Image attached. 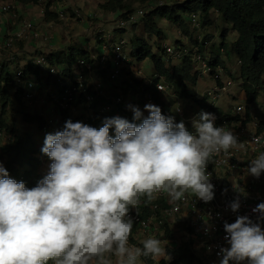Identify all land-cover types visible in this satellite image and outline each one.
Masks as SVG:
<instances>
[{"label":"clouds","instance_id":"9594fccd","mask_svg":"<svg viewBox=\"0 0 264 264\" xmlns=\"http://www.w3.org/2000/svg\"><path fill=\"white\" fill-rule=\"evenodd\" d=\"M129 108L133 121L140 123L115 116L96 128L68 119L63 130L46 134L41 152L51 163L35 187L10 178L0 162V264H141L142 257L170 259L154 237L141 241L142 247L130 245V209L142 198L151 202L160 194L173 204L188 193L212 201L210 158L245 144L232 131L216 126L212 113L202 111L193 118L192 131L156 105L144 106L147 117L138 107ZM260 142L253 138L252 143ZM247 172L260 178L264 152L250 161ZM240 207L239 197L228 204L233 213ZM251 211L258 214L255 221L238 215L234 222H224L228 247L218 252L220 264H264V202Z\"/></svg>","mask_w":264,"mask_h":264},{"label":"built area","instance_id":"2783aa9c","mask_svg":"<svg viewBox=\"0 0 264 264\" xmlns=\"http://www.w3.org/2000/svg\"><path fill=\"white\" fill-rule=\"evenodd\" d=\"M20 9L21 6L15 0H0V55L14 66L10 84L14 89L22 90L21 100L27 106H32L35 94L39 91L43 92L40 101L43 103L50 100L51 110L66 109L73 118L88 125L90 118L95 115L119 116L130 122L140 123L141 121H133V112L129 105L138 107L143 116L147 117L149 113L144 106H157L159 99L165 103L162 113L165 116H174L176 122L183 120L189 130L194 131L191 121L204 111L215 115L216 126L232 131L245 144L243 149L232 148L227 153L221 152L210 158L207 172L210 173V180L214 185L215 195L212 201L205 203L194 194L188 193L183 200L173 204L166 194H160L151 202L142 198L138 207L130 209L129 212L134 221L129 237L130 245L142 247L141 241L151 236L161 240L162 246L167 250L177 236H181L183 240L179 241L189 240L192 243L191 251L195 255L193 264H220L221 257L218 252L221 247H228L224 239V222L232 223L238 215H248L255 221L258 214L251 209L264 202V173L257 179L247 172L250 161L264 152V116L252 112L247 115L245 101L232 106L229 112L219 105L220 98L227 95L236 84L232 72L210 63L203 54L206 45L188 44L187 36L180 30L177 38L180 42L175 40V46L162 44V52L168 60L180 62L188 56L199 76H208L211 79L212 85L209 88L201 93L196 92L198 99L207 97V106L187 114L184 99L177 95L174 86L155 70L149 75L144 73L131 53L128 40L121 36L115 37V30L120 31L129 24L132 26L140 22L143 9L133 12L127 19H117L111 29L100 26L97 29L100 43L93 41L86 45L88 58H78L69 70L65 69V65L61 67L49 62L44 54H30L25 60L18 57V52L12 51L19 41L23 42L28 37L52 38L39 32L33 20L20 19V11H23ZM59 9L55 5L50 11L59 14ZM61 17L64 18L63 15ZM190 19L191 28L200 27V20L195 14H191ZM196 37L200 42V34ZM28 60L39 68L37 77L24 76L22 66ZM236 64L239 65L240 61H236ZM101 69L105 72L103 75ZM47 77L49 82L45 80ZM42 81L46 84L43 85ZM50 83L53 87L47 91L46 87ZM214 108L224 110L225 116L219 121ZM101 126L98 124L96 128ZM254 137L261 138L260 144L252 143ZM0 141V149L12 141V136L2 127ZM1 159L2 157L0 161ZM48 171L49 168H42L41 174L45 176ZM17 181H21V176ZM236 197H239L241 207L238 212L233 213L228 204ZM168 230L172 232V236L167 235ZM111 258L115 261L114 256ZM168 261L161 259L157 262L150 257L141 258V264H163ZM48 264L54 262L49 261Z\"/></svg>","mask_w":264,"mask_h":264},{"label":"trees","instance_id":"16d2710c","mask_svg":"<svg viewBox=\"0 0 264 264\" xmlns=\"http://www.w3.org/2000/svg\"><path fill=\"white\" fill-rule=\"evenodd\" d=\"M21 9L23 6L36 5L40 0H15ZM100 8L107 13L116 14L117 19H127L130 14L143 9L144 14L139 23L143 25V31L147 37L155 36L157 40L150 41L143 36L135 37L131 40V53L138 62L149 57L152 60L154 70L166 81L174 86L177 95L181 99H193L198 103L199 108L207 106V97L196 98L193 88L196 85L199 74L193 69V64L188 56H185L180 62L170 63L168 58L162 52L163 47L160 38L164 37V32L159 25L160 19H165L178 26L182 34L187 36L189 44L206 45L212 35H201L199 28L207 24H212L213 14H219L226 22L231 23V31L236 33L234 40L230 42L229 50L219 48V50L206 45V55L212 64H218L224 67L230 60V54L235 56V61H240L238 65L239 77L242 82L239 88L245 94V103L247 115H250L249 106L255 102L260 91L264 90V0H104L100 3ZM24 12L20 11V18ZM73 15V13H71ZM195 14L200 20V27L191 28L190 15ZM187 16V17H186ZM43 20L46 22H57L58 14L44 9ZM97 21V20H96ZM135 28L136 23L132 24ZM120 31H124L121 29ZM228 29L225 27L221 32L222 39L226 36ZM200 34L201 40L197 41V35ZM177 42H180L177 40ZM96 43L98 33L96 34ZM19 41L17 46L21 47ZM89 43H86L88 45ZM225 42L222 40L221 45ZM83 47H75L70 41L64 48L48 49V51L37 50L35 53L44 54L47 60L57 66H67L70 69L76 60L80 57L88 58L89 54ZM155 46V49L153 48ZM189 47V46H188ZM136 48V49H135ZM203 51V48H200ZM43 52V53H42ZM221 54H224L223 58ZM11 62L3 60L0 63V127L4 128L12 136V141L1 147V153L7 155L8 159L3 163L9 176H21V181L25 186L35 187L44 176L41 174L42 168H45L47 156L42 154L41 148L44 142L36 140L32 133L26 131H17L14 126H9L7 122V113L9 106L18 105L21 108V119L24 124L35 125L42 130L46 127L44 117L35 111L30 112L23 100H21L22 90L14 89L11 86L13 71L10 70ZM25 77L29 75L38 76L39 68L26 61L22 66ZM227 72H229L227 70ZM232 78H235L232 76ZM42 80V78H41ZM49 82V78H45ZM44 80V81H45ZM42 81V84H46ZM164 101L157 99V106L162 109ZM56 115L57 131L64 128L68 119L77 122L66 109H53ZM217 120H221L225 115L219 108H214ZM163 114V113H162ZM111 115L98 116L90 118V126L97 127L103 124L105 118H111ZM46 132V131H44ZM167 235L172 236L169 230ZM176 243V244H175ZM175 244V245H173ZM167 247V253L170 256L168 262L163 264H193L195 255L191 251V241H176Z\"/></svg>","mask_w":264,"mask_h":264},{"label":"rangeland","instance_id":"374dc122","mask_svg":"<svg viewBox=\"0 0 264 264\" xmlns=\"http://www.w3.org/2000/svg\"><path fill=\"white\" fill-rule=\"evenodd\" d=\"M103 1L102 0H40L36 5H29L27 7L23 6L24 8L23 11L26 14H24V16L22 15L20 19H25L27 21L33 20L35 26L38 27L39 32H41L44 36H50L53 34L54 37L52 39L51 38L44 39L43 36L28 37L22 42L21 47L23 49L25 48V51L27 50L29 52H32L33 50H35V47L36 49L40 47V45H37L38 42H43L41 46L42 48L46 49L45 47L51 43H52L51 46L54 45L58 46V44L64 43L65 41L66 43H68V41L69 42L72 41L75 47L80 48L83 47L84 44L86 45V41L87 42L96 41L97 29L100 26L106 29L108 28L111 29L112 27L115 26V23L117 21L116 14L104 12L100 8L99 5ZM55 5L57 6V8H60L59 14L57 13L58 19L60 20H58L57 22L54 21L46 22L45 20H43L44 9L48 8L49 10L50 9L52 10V7L54 8ZM71 13H73V15ZM61 15H63L64 18L61 17ZM211 17L214 20L212 24L210 23L203 26L202 28H199L200 29L199 32L201 33V35H206V34L212 35L210 41H207L206 44L208 46V49H210V47L213 46L217 50H219L220 47L225 48V50H229L230 42L236 36V33L234 31H231L230 29L231 23L223 21L222 17L217 14H213ZM159 25L161 26L163 32L165 33L164 37L160 38L161 39L160 42L162 44H171L175 46L177 43L175 42V39L179 37V33H180L178 26L170 23L165 19H160ZM223 26L228 29V32L224 37V39H222L221 36ZM119 36L128 40L130 45H131V40L138 36L146 37L151 42L157 40L155 36L147 37V35L143 31L142 23L139 22L136 23L135 28L133 27V25L131 26L129 24L126 27V29H124V31L115 30V37H119ZM220 39L224 40L225 42L224 45H221L219 43ZM212 43L213 45L211 46ZM19 48H20L19 46H16L12 51L18 52ZM153 48L155 49V46H153ZM33 52L32 54H37ZM5 53L7 54V52ZM20 54L21 53L19 51L18 57L25 59L24 56ZM223 56L225 55L221 54L222 58ZM2 59L5 60L6 58H2L0 55V61ZM6 62L8 61L6 60ZM169 62L174 63L175 60L169 59ZM138 66L141 67L144 70V73L148 75L151 74L154 70L152 60L149 57L140 61L138 63ZM230 66H233L234 69H236L237 67L238 70V66L235 65L234 57L233 60L230 62ZM226 68L229 72L232 69L228 67V65H226ZM10 70L11 71L14 70V66L12 65V63L10 64ZM209 81H211V79L208 76H203V75L199 76L196 85L193 88L194 89L193 93L194 91L196 93V90L198 89L200 91L204 89V87L209 83ZM50 87H53L51 83L49 87H46V90L48 91ZM232 91L237 93V88L233 87V89L230 90L229 92L230 98L232 95ZM42 97H43V92H42ZM230 98L227 99L230 100ZM40 99L41 96H36L33 103L31 104L32 106L28 107V109L30 112L35 111L37 114H41L42 117H44V120L46 121L45 122L46 132H44V128L40 130L34 124L31 126L24 124V121L21 119V113H20L21 108L18 105L9 106L7 113V122L10 127L14 126L17 131H24V132L28 131L30 133L32 132L35 139L38 140L40 143H42L45 139L46 134L48 133L54 134L55 132H57L56 131L57 127H56V115H55L56 113L55 111L51 110L49 107L51 106L50 100H47L42 103ZM184 103L187 114L199 110L198 103L194 102L193 99H184ZM249 108L252 113L260 114L264 116V90L260 91L259 96L255 100V102L249 106ZM222 112H224V110H222ZM1 141H3V139H1ZM0 157H2V159L6 157L1 153V149H0ZM1 162L4 163L5 160ZM47 162L48 163L46 168H49V165L51 163L49 158L47 159ZM10 178L15 179L17 181L18 177L10 176ZM179 240H183V238L181 236L180 237L177 236L176 241Z\"/></svg>","mask_w":264,"mask_h":264},{"label":"crops","instance_id":"0c3cea01","mask_svg":"<svg viewBox=\"0 0 264 264\" xmlns=\"http://www.w3.org/2000/svg\"><path fill=\"white\" fill-rule=\"evenodd\" d=\"M103 1V0H102ZM217 14V13H216ZM217 15H219V14H217ZM220 16V15H219ZM224 21V20H223ZM223 28H225L224 26H223ZM223 28H222V30H223ZM108 29H110V28H108ZM44 31V30H43ZM165 34V33H164ZM52 38L54 37V35L52 34V35H50ZM236 37V36H235ZM51 38V39H52ZM235 39V38H234ZM233 39V40H234ZM176 40V39H175ZM166 41V40H165ZM213 41V40H212ZM48 42V41H47ZM221 42H222V39H220L219 40V43L221 44ZM70 42L68 41V43H66V41L64 42V43H60V44H58V46L57 45H54V46H51L52 45V43L51 44H49L48 46H46L45 48L46 49H44V48H42V44H43V42H38V44L37 45H40V47H38V49H36V47H35V50H33V51H37V50H41V51H48V49H59V48H64V47H66V46H68V44H69ZM86 43H89V45L90 44H92L93 43V41L92 42H87L86 41ZM216 43H218V42H216ZM215 44V43H214ZM213 45V43L211 44V46ZM27 46V45H26ZM83 46H85V44L83 45ZM212 48H215V47H213L212 46ZM19 51H20V53L24 56V58H27L30 54H32V52H29V51H25V48L23 49L22 47H20L19 48ZM19 51H18V53H19ZM33 53H35V52H33ZM20 54V55H21ZM233 57L235 58V56L233 55V54H230V60L228 61V63H227V65H228V67H230V68H232L231 70H230V72H232V76L233 77H235V78H233L234 79V81H235V85L234 86H232L231 87V89H233V87H236L237 88V93H235L234 91H232V95H231V98L229 97V94L230 93H228L227 95H224L222 98H220V100H219V105L220 106H223L224 108H225V110H227V112H229L230 110H231V108H232V106H234V105H236V104H238V103H240V102H244L245 101V94H244V92L239 88V84L242 82V80H241V78L239 77V71L237 70V67H236V69H234L233 68V66H230V62L233 60ZM235 65L236 66H238L237 64H236V61H235ZM105 72L101 69V74L103 75ZM212 85V82L211 81H209V83L204 87V89H202L201 91L198 89V90H196V92L198 91L199 93H201L202 91H204L206 88H209L210 86ZM230 89V90H231ZM197 92V93H198ZM230 92V91H229ZM36 96H41V98H42V92H37L36 94H35V97ZM227 98H230V100L229 99H227ZM221 110V109H220ZM222 111V110H221ZM56 131H57V129H56ZM32 133V132H31ZM35 138V137H34ZM44 142V141H43ZM4 156H6L4 159H1V161H3V160H7L8 159V156L5 154ZM48 159V158H47ZM0 161V162H1ZM47 160H46V162H45V165H44V167L46 168V166H47ZM48 169V168H47Z\"/></svg>","mask_w":264,"mask_h":264}]
</instances>
